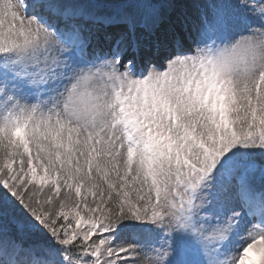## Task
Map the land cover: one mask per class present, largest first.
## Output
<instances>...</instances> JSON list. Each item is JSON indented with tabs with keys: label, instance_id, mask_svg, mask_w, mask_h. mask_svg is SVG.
I'll return each instance as SVG.
<instances>
[{
	"label": "snow or ice",
	"instance_id": "1",
	"mask_svg": "<svg viewBox=\"0 0 264 264\" xmlns=\"http://www.w3.org/2000/svg\"><path fill=\"white\" fill-rule=\"evenodd\" d=\"M0 0V264H264V0Z\"/></svg>",
	"mask_w": 264,
	"mask_h": 264
},
{
	"label": "rangeland",
	"instance_id": "2",
	"mask_svg": "<svg viewBox=\"0 0 264 264\" xmlns=\"http://www.w3.org/2000/svg\"><path fill=\"white\" fill-rule=\"evenodd\" d=\"M87 1V6H90L93 4V2H98L104 5H118L122 3V0H85ZM84 2H81L83 4H85ZM169 2L173 3L171 0H169ZM206 2V0H175V3H177L178 5H183V8H187L188 12L191 14H195V7L194 5L200 4V3H204Z\"/></svg>",
	"mask_w": 264,
	"mask_h": 264
},
{
	"label": "bare ground",
	"instance_id": "3",
	"mask_svg": "<svg viewBox=\"0 0 264 264\" xmlns=\"http://www.w3.org/2000/svg\"><path fill=\"white\" fill-rule=\"evenodd\" d=\"M85 0H73V2H76V3H81V2H84Z\"/></svg>",
	"mask_w": 264,
	"mask_h": 264
}]
</instances>
